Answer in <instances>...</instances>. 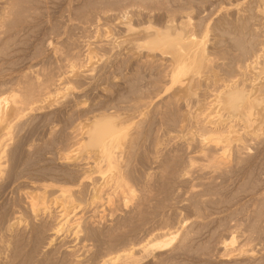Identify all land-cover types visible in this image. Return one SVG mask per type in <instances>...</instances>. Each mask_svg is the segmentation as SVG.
Instances as JSON below:
<instances>
[{
  "label": "rangeland",
  "instance_id": "rangeland-1",
  "mask_svg": "<svg viewBox=\"0 0 264 264\" xmlns=\"http://www.w3.org/2000/svg\"><path fill=\"white\" fill-rule=\"evenodd\" d=\"M9 1L0 0V18ZM17 5L10 19L0 21V91L16 90L31 78L52 86L40 109L21 123L23 135L3 160L0 264H264V112L256 109V125L248 129L247 155L240 162L229 158L217 172L194 153L198 130L187 112H196L210 94L217 99L230 84L263 96L264 0ZM171 16L177 25L185 20L215 68L202 67L201 79L195 78L201 82L198 96L177 105L169 100L176 89L167 69L170 56L146 49V33L163 30ZM128 28L137 37L121 44L129 41ZM215 104L213 115L222 108ZM99 115L124 123L125 137L112 149L120 169L108 170L97 151L87 158V130L80 128ZM101 167L103 174L97 172ZM112 172L124 175L133 194L114 195ZM96 186L104 189L98 202ZM45 187L50 217L36 216L30 207V197ZM61 188L75 204L66 219L70 224L54 235ZM231 237L235 244L226 246ZM125 250L133 257H125Z\"/></svg>",
  "mask_w": 264,
  "mask_h": 264
},
{
  "label": "bare ground",
  "instance_id": "bare-ground-1",
  "mask_svg": "<svg viewBox=\"0 0 264 264\" xmlns=\"http://www.w3.org/2000/svg\"><path fill=\"white\" fill-rule=\"evenodd\" d=\"M11 1H12V3L9 1L10 4H8V6L6 7L2 18H0V21H2V20L6 21V19L12 15L13 10L18 8V7L15 8V6L18 3V0H11ZM17 6H19V4ZM183 17H185V16H183ZM185 19H187V18H185ZM187 21L188 20H186V22ZM4 22H1V24ZM178 22H179V20H178ZM178 22H177V20L175 21L174 18L171 16L168 18V21H167L166 25L164 26L163 30L160 29L161 31H158L159 29L158 30H154V29L152 30V28H151L150 31H149V29H147V31H149V32H147L148 34L146 33V35H148V37L151 39L148 42L149 46L147 45L148 46V48H146L147 50L149 49L150 51H152V53L155 52L156 54L158 53V51L156 49L160 50L159 53H161V55H163L162 57L160 56L161 58H164V56H167V57L170 56V58L168 57L170 59V68L168 67L167 69H171V74L169 77V78H171L170 79L171 80V87L176 88V89H175V92L173 93V95L171 96V98L169 100L176 103L175 105H177V102H179L182 99H187L189 97H194L196 95L198 96L199 92H197V90H198L197 88H199L198 86L201 82H199V84H198V81L195 80V78L197 77L196 74L199 73L200 72L199 70H201V69L203 71V68H206L204 66H208V65L211 66V63L213 64V62H211L209 64V62L211 60H208L207 57L205 56L206 51H205V49H203L201 42L197 41L198 39L195 40V35H193V33L191 35L190 30L188 32L187 27L183 26V24L185 25V20H184V22L181 21L180 25H177ZM2 26H3V24H2ZM3 27H5V25ZM0 28H1V26H0ZM134 30L135 29L128 28L129 34L127 37L129 38L128 39L129 41L126 43V42H124V40H125L124 39L122 41L123 43H121V44H125V45L128 44L129 45V44L133 43V41H134L133 38L137 35L133 32ZM135 32H137V31H135ZM143 32H144V30H143ZM191 32H193V30H191ZM107 42H109V41H107ZM145 44H143V45H145ZM133 47H134V45H133ZM154 50H156L157 52ZM155 53H153V54L155 55ZM165 59H163V60H165ZM263 66H264V64H263ZM166 67H167V65H166ZM211 67H213V66H211ZM211 67H210V69H211ZM208 69H209V67H208ZM202 71L200 72L201 74H202ZM165 73H167V72H165ZM203 73H204V71H203ZM215 73H216V71H215ZM205 74H206V72H205ZM227 74H226V77H227ZM197 75H199L197 78L200 77V79H201L200 74H197ZM212 77H214V76H212ZM212 77H211V79H212ZM208 78H210V76ZM232 79H234V78H232ZM212 82H214V81H212ZM263 83L264 82H262L261 84H263ZM49 85L42 84L40 82V80H38V78L35 80L31 78L29 81H26L25 83H22L19 86L17 85L18 88L16 90L11 89V91L10 92L7 91V93H6V91H3L2 93L0 91V177H1V173H3L5 171V168H6V166H5L6 163L3 160L7 157L8 153H9L10 146H12L17 141V139L20 137L21 133L23 135V132L21 131V123L26 118V116H28L30 113H32L34 111L36 112L40 109L39 104H40V99L42 98V96H44V95L50 96L52 85H50V86ZM256 86H258V85H256ZM212 87H213V85H212ZM214 88H215V85H214ZM217 88L219 89V87H217ZM217 88H215V89H217ZM221 88H222V86H221ZM241 88H243V87H241ZM254 90H251V92H248L245 89L244 90L240 89L235 84H233V85L230 84L227 88H224V90L220 92L219 96H217L218 97L217 99H214L213 98L214 95L210 94V96L206 99L207 102L204 100L205 101L204 104L202 103L203 106H201V108H198V109L196 108L197 109L196 112H194V111L191 112V110L187 111L188 112V118H190V120L195 121L196 129L198 130V133H196V131L194 132L192 130V132H194V135H195V133L197 134L195 139L194 138H192V139H194L198 142L197 145L199 148L198 152L194 150V153H197L198 156L204 157L207 160V162L210 163L211 167L215 168L216 172L220 171L222 169L221 166L223 165L224 161H226V160L230 161L229 158L235 157V159L238 162H240L244 158V156L247 155V153H248L247 152V150L249 149L247 147V135L249 134L248 129L251 128L252 126L256 125V122H255L257 119L256 115H259V113L262 111L264 112V105H263L264 104V92L259 90L261 92V94L263 95L261 97V96H258L259 94L257 92H254V94H252V92ZM213 92H214V90H213ZM215 92H216V90H215ZM217 102L222 103V108H221L220 112L218 111L219 114L217 113V115L216 114L213 115V113H215V111H214L215 107L214 106L216 105L215 103H217ZM188 105H189V102H188ZM260 107H261V109H260ZM256 109L259 110L260 112L258 111V113H257ZM99 116H96L94 119L88 120V121L82 123V125H81L82 128H80L83 130L84 129L87 130V133H86L87 140L85 139L87 142V143L85 142L86 143L85 148H86V152L88 155L87 158H90L92 155L94 156L96 154L95 151H97L100 154L99 155L100 158L102 157V159H103L102 161H104V163H106V167L108 170L115 169L116 168L115 166H117L120 169V164H119L120 158L119 159L116 158V155L114 154V151L112 149L115 148L114 145H116L117 143H118L117 145H119V143H121L125 137V135H124L125 133L123 132V130H124L123 124L124 123L122 122V120L120 118L118 121L121 120L122 123H118V121L116 122L115 118L110 117L108 115L107 116H100V117ZM258 119H259V117H258ZM195 125H193V126H195ZM183 127H182V129H183ZM255 129H257V128H255ZM249 130H251V129H249ZM192 132H190V133H192ZM250 135H252V134H250ZM86 136H85V138H86ZM126 138H127V134H126ZM189 139H191V138H189ZM76 144H79V143L77 142ZM82 144H83V142H82ZM190 145H188V147ZM192 146H193V142H192ZM70 147H72V146H70ZM74 148H75V146H74ZM118 148H119V146H118ZM189 148H187V149H189ZM195 148L197 149V147H195ZM187 149H186V151H187ZM194 156H196V155L194 154ZM119 157H121V156H119ZM64 158H65V156H64ZM188 160H190L192 163L195 162L194 158H189ZM99 165H100V163H99ZM85 168H88V167L85 166ZM85 170H87V169H85ZM120 171H122V170H120ZM97 172L100 174L104 173V171L102 170V167H101V169L97 170ZM110 174H111L110 176L114 175L113 172ZM91 175H92V173H91ZM106 177H107V175H106ZM104 178H105V176H104ZM110 179H111V181H110ZM110 179H109L110 182H116L115 187H114V188H116L115 189L116 192H114V195L117 193V191L123 192V194L124 193H128L129 195H131V193L133 194L132 187H130L129 183L127 182L126 178L124 177V175L121 172L116 173L114 176L110 177ZM105 181H103L104 185L106 184ZM99 185H101V184H99ZM47 187L50 188L49 186H47ZM93 187H95V185ZM105 187H107V185ZM46 189L47 188L45 187V189H43V191L41 193H39V194L37 193V194H35V196L30 197V199H31V206L30 207L32 209V213L34 212L33 214H35L36 216H39L42 214H44V215L49 214V217H50L51 212H53V210L51 211V208H50L52 202L50 203L48 200V197H47L48 192ZM57 191L60 192V195L55 197V202L57 204H59V206H61V207H60V210L58 209L59 211L56 212L55 215L52 216V218L55 216V219L57 220V224L55 225V227L54 228L52 227L53 228L52 231H53L54 235H58L60 232H62V230L65 228V226L67 227L70 224L69 223L70 219L69 220H66V219H67L68 213H70L69 210L70 209L72 210V208L75 204L74 198L71 195H68V193H69L68 189L61 188L60 190L58 189ZM93 191H94V189H93ZM95 191H96L95 192L96 194L94 195L95 196L94 198L96 199V202H98L99 201V196H98L99 193L101 194V192L104 191L103 186L95 188ZM111 200H112V194H110V201ZM235 242H236L235 237H231L230 241L227 243L226 246L233 245V244H235ZM230 252H232V251H230ZM133 253L134 252H132V250H125L124 251L125 257L132 258ZM70 255L73 259H75V257L77 256V255L75 256V253H71ZM119 256H116L115 258L120 259Z\"/></svg>",
  "mask_w": 264,
  "mask_h": 264
}]
</instances>
